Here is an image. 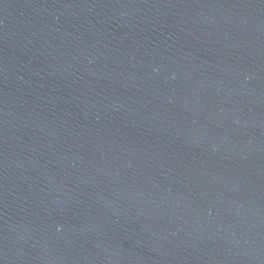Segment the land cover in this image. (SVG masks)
<instances>
[{"label": "water", "instance_id": "obj_1", "mask_svg": "<svg viewBox=\"0 0 264 264\" xmlns=\"http://www.w3.org/2000/svg\"><path fill=\"white\" fill-rule=\"evenodd\" d=\"M0 264H264V0H0Z\"/></svg>", "mask_w": 264, "mask_h": 264}]
</instances>
